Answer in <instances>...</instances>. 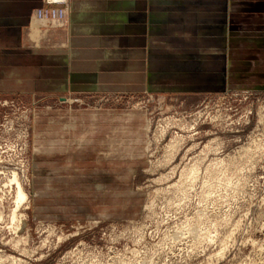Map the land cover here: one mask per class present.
Masks as SVG:
<instances>
[{
	"label": "rangeland",
	"instance_id": "rangeland-1",
	"mask_svg": "<svg viewBox=\"0 0 264 264\" xmlns=\"http://www.w3.org/2000/svg\"><path fill=\"white\" fill-rule=\"evenodd\" d=\"M125 1L0 16V264H264V11L229 62L195 32L151 36L148 0Z\"/></svg>",
	"mask_w": 264,
	"mask_h": 264
},
{
	"label": "crops",
	"instance_id": "crops-1",
	"mask_svg": "<svg viewBox=\"0 0 264 264\" xmlns=\"http://www.w3.org/2000/svg\"><path fill=\"white\" fill-rule=\"evenodd\" d=\"M156 2L152 4L151 0H148L145 3V10L142 12V15L145 18V32L147 31L151 36L154 35L157 38H163V35H167L166 33L176 29V31H185L190 32L189 37L192 38V32L197 34V37L200 39H205L206 44L215 46L216 40L223 49L226 48V54L229 62L232 58L231 46L237 44V40H239V35L243 33L242 26L240 25L243 18L248 17L252 20L258 15L259 11H264V0H252V1H241L237 2L240 6L236 13H231V0H226V8L224 6L225 1L220 0L221 3H216L212 0H155ZM127 7V11L131 8H134L133 0L125 1ZM40 4V0H0V16H9L14 17L11 18L12 22L22 21L26 16H28L34 7ZM234 4V3H233ZM113 6L108 7H116ZM83 7H89V4H82ZM118 6V5H117ZM238 7V6H237ZM247 9V12H241ZM218 10V11H217ZM220 11V12H219ZM135 12V11H134ZM217 12V13H216ZM241 12V13H240ZM126 15V12H119L115 14ZM133 13V12H131ZM127 14H129L127 12ZM231 16H236V18H231ZM136 17V16H135ZM134 17V18H135ZM226 20V31L222 25ZM183 22L184 25L180 26L176 22ZM234 21L233 26L231 22ZM195 27H194V25ZM220 26V27H219ZM229 29V31H228ZM220 34V35H219ZM177 36V35H176ZM165 39V38H164ZM180 40V39H179ZM7 52L6 50H4ZM193 50H188L185 52V56H190L189 58L194 57V55H198L197 52H192ZM206 56L207 60L213 61L215 60L214 54L203 53L200 51L199 56L202 58ZM210 55V56H209ZM180 57H184L183 55ZM219 58V57H218ZM154 61L152 58V53H148V80L151 78V63ZM212 63V62H211ZM214 63V62H213ZM175 70L183 68L181 64L174 66ZM172 67V68H174ZM229 67V66H228ZM221 68V67H220ZM224 68V67H222ZM159 69H162V66H159ZM187 70V69H186ZM189 70V69H188ZM204 73L202 84H206V86L214 85L213 79L215 75L213 71H215V65L207 66L205 69H202ZM226 70V69H225ZM224 77V76H223ZM223 77L219 82H223ZM214 82V83H213ZM201 84V85H202Z\"/></svg>",
	"mask_w": 264,
	"mask_h": 264
},
{
	"label": "bare ground",
	"instance_id": "bare-ground-1",
	"mask_svg": "<svg viewBox=\"0 0 264 264\" xmlns=\"http://www.w3.org/2000/svg\"><path fill=\"white\" fill-rule=\"evenodd\" d=\"M261 113V112H260ZM181 126V125H180ZM256 140V139H255ZM179 141V140H178ZM180 142V141H179ZM212 142V141H211ZM209 143H210V141H209ZM213 143V142H212ZM215 143V142H214ZM253 143V142H252ZM175 144V143H174ZM259 144V143H258ZM257 144V145H258ZM206 145V144H205ZM211 143H210V147H211ZM214 145V144H213ZM216 145V144H215ZM218 145H219V143H218ZM246 145V144H245ZM255 145H256V143H255ZM256 145V146H257ZM175 147V145H173V144H169V148H171V147ZM208 146V145H207ZM251 146V145H250ZM173 147V148H174ZM213 147H215V146H213ZM243 147H245V146H243ZM261 147V146H260ZM172 148V149H173ZM208 148V147H207ZM215 148H217V149H219L218 148V146L217 147H215ZM252 148H254L255 149V147H252ZM206 149V148H205ZM214 148H212V150H213ZM221 149V148H220ZM244 149V152L246 151L247 152V150L245 149V148H243ZM247 149H248V147H247ZM208 150V149H207ZM206 150V151H207ZM211 150V149H210ZM211 150V151H212ZM250 150H251V148H250ZM214 151V150H213ZM240 151H242V149L240 150ZM237 152H239V150L237 151ZM243 152V153H244ZM250 152V151H249ZM207 153H208V151H207ZM241 154V153H240ZM246 154L247 153H245V156H246ZM243 155V154H242ZM206 156V155H205ZM239 156V155H238ZM244 156V155H243ZM248 156H250V154H248ZM214 157V156H213ZM212 157V158H213ZM227 157V156H226ZM226 157H218V158H216L215 157V160L214 161H212L213 163L212 164H209L208 163V165H207V167H208V169H209V171L208 172H210V171H212L213 173H216V174H218V172H219V170H220V167H224V168H226L224 165H226V163H227V161H226ZM236 158V157H235ZM234 157H232V158H229L228 157V162L230 161V163H231V160H233V159H235ZM198 159V158H197ZM197 159H195V160H197ZM214 159V158H213ZM238 159H240V157L238 158ZM212 160V159H211ZM210 160V161H211ZM236 161H237V158H236ZM209 162V161H208ZM235 162V161H234ZM170 163V162H169ZM198 163V162H197ZM206 166V165H205ZM199 166H197L195 163H194V165H191V167L189 168V171H187L186 172V175H187V177H188V180H189V178H190V180H192V181H195V179H196V177H195V174H196V172L198 173V170H197V168H198ZM185 169V168H184ZM207 169V168H206ZM205 169V170H206ZM187 170V169H186ZM222 170V169H221ZM218 171V172H217ZM224 171V170H223ZM223 171H221V172H223ZM206 171H204V173H205ZM213 173H212V175H213ZM208 174H210V173H208ZM182 175H184L183 173H182ZM185 175V176H186ZM198 175V174H197ZM196 175V176H197ZM184 176V177H185ZM206 176V175H205ZM209 176V175H208ZM210 177V176H209ZM214 177H216V175L214 176ZM195 178V179H194ZM186 181H187V179H185ZM184 180V181H185ZM12 182H14L15 183V195H14V197H15V201L14 202H16L17 204H19V203H22V202H24L23 200H27V195H26V193H25V191H24V189H23V187L21 186L22 184H21V182H19V180H18V178H17V175L15 174V173H13V175H12V180H11ZM10 181V182H11ZM11 182V183H12ZM188 183H190V181L188 182ZM25 200V201H26ZM16 204V205H17ZM18 206H20V204L18 205ZM17 207V206H16ZM16 209V208H15ZM13 211H11V213H12ZM16 213L15 212H13L12 214H11V217H12V219L15 221L16 220ZM15 218V219H14ZM22 220V219H21ZM20 223V222H19ZM17 225H19V224H17ZM18 228H19V226H18ZM225 243H226V240H224V242H223V245H225ZM223 249L221 250V252L219 253V255L220 254H222L223 252Z\"/></svg>",
	"mask_w": 264,
	"mask_h": 264
},
{
	"label": "built area",
	"instance_id": "built-area-1",
	"mask_svg": "<svg viewBox=\"0 0 264 264\" xmlns=\"http://www.w3.org/2000/svg\"><path fill=\"white\" fill-rule=\"evenodd\" d=\"M50 15H52L53 17L55 16V15H61L59 12H53V13H50ZM49 16V13H44V12H41V13H39V17H41V19H45V18H47Z\"/></svg>",
	"mask_w": 264,
	"mask_h": 264
}]
</instances>
